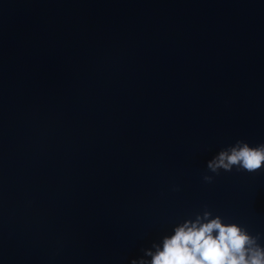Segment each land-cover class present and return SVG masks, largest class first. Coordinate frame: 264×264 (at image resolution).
Segmentation results:
<instances>
[{"label":"water","instance_id":"obj_1","mask_svg":"<svg viewBox=\"0 0 264 264\" xmlns=\"http://www.w3.org/2000/svg\"><path fill=\"white\" fill-rule=\"evenodd\" d=\"M237 140L264 0H0V264H130L205 208L264 237V170L202 179Z\"/></svg>","mask_w":264,"mask_h":264},{"label":"clouds","instance_id":"obj_2","mask_svg":"<svg viewBox=\"0 0 264 264\" xmlns=\"http://www.w3.org/2000/svg\"><path fill=\"white\" fill-rule=\"evenodd\" d=\"M203 181L211 184L223 172L255 173L264 170V144L251 145L237 140L221 148L207 161ZM174 191H179L174 187ZM260 234H253L240 223L227 220L205 208L177 221L170 232L130 264H264V243Z\"/></svg>","mask_w":264,"mask_h":264}]
</instances>
